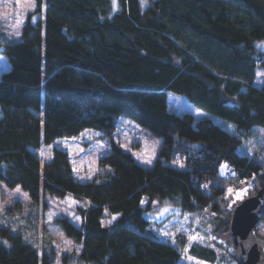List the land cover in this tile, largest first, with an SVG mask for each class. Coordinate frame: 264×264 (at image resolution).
<instances>
[{
	"label": "trees",
	"instance_id": "trees-1",
	"mask_svg": "<svg viewBox=\"0 0 264 264\" xmlns=\"http://www.w3.org/2000/svg\"><path fill=\"white\" fill-rule=\"evenodd\" d=\"M33 2L21 38L0 39L9 63L0 73V180L33 199L41 191L86 202L77 208L80 223L55 219L81 245L65 263L187 264L179 262L186 235L164 240L143 215L166 199L206 215L209 243L190 244V254L239 264L229 234L235 202L226 192L243 180L264 192V140L246 150L254 129L264 127V84L253 83L256 66L264 67V48L256 45L264 38V0H150L144 7L139 0ZM169 91L219 121L169 110ZM119 116L159 137L150 166L112 138ZM86 127L109 140L98 160L103 174L78 179L68 152L56 146L40 164L36 148ZM177 158L183 167L170 163ZM18 202L0 214V264H49V250L38 254L4 220L31 222ZM106 214L117 216L103 224Z\"/></svg>",
	"mask_w": 264,
	"mask_h": 264
},
{
	"label": "rangeland",
	"instance_id": "rangeland-1",
	"mask_svg": "<svg viewBox=\"0 0 264 264\" xmlns=\"http://www.w3.org/2000/svg\"><path fill=\"white\" fill-rule=\"evenodd\" d=\"M142 7L146 6L150 0H139ZM35 9L33 0H0V39L4 36L11 39L21 38V27L24 24L29 12ZM36 16V15H35ZM259 48H264V38L256 40ZM9 63L7 59L0 54V73L7 69ZM255 85L264 84V67L256 66ZM168 109L175 112L183 110L192 111L196 118L210 116L215 121L219 119L209 112L193 106L187 98L173 91L168 92ZM255 134L252 139L246 142V150L251 153L253 148L264 140V127L254 129ZM123 148L129 150L135 159L145 165L150 166L160 145L158 136L137 123L132 118L126 116L118 117V124L112 134ZM53 146L66 150L70 156L72 170L75 176L80 180L91 179L99 174H103L106 168L102 167L98 160L100 156L109 147V140L94 127H86L81 135L71 138H59L51 144H42L36 148L40 164L51 156ZM172 165L183 167L184 163L180 158L172 159ZM222 165L226 166L222 168ZM230 171L227 162L223 161L219 166V172L225 174ZM252 181H241L228 188L226 193L233 195V201L236 202L251 192L258 189L254 187ZM231 189V191H229ZM15 200L22 206V214L31 216L30 221H25L22 216L14 217L12 215L4 216L7 224L15 231L21 232L24 239L31 241L37 248L38 254H41L43 248L50 251L53 260L49 264H66L64 257L73 256L79 252L81 245L75 242L63 230L55 219L61 216H67L74 223H80V214L78 207H83L86 202L77 199L71 193L63 197H55L44 194L40 191L39 197L33 199L26 190L16 185L7 186L0 180V214L2 210ZM143 215L150 218L151 227L164 240L174 242L177 234H184L187 237V243L181 250L179 262L187 264H216L211 263L188 252V247L192 243L208 244V235L204 231L210 232L209 223H207L204 213H188L182 211L177 204L170 200H160L151 210H144ZM117 214H106L102 218L103 224L112 223ZM256 231L264 237V221L256 224ZM219 256L225 255V251H219ZM74 260V259H73ZM71 263V262H70ZM72 264H75L72 262Z\"/></svg>",
	"mask_w": 264,
	"mask_h": 264
},
{
	"label": "water",
	"instance_id": "water-1",
	"mask_svg": "<svg viewBox=\"0 0 264 264\" xmlns=\"http://www.w3.org/2000/svg\"><path fill=\"white\" fill-rule=\"evenodd\" d=\"M264 213V192L258 189L236 201L229 217L233 259L239 264H264V237L256 224Z\"/></svg>",
	"mask_w": 264,
	"mask_h": 264
},
{
	"label": "snow or ice",
	"instance_id": "snow-or-ice-1",
	"mask_svg": "<svg viewBox=\"0 0 264 264\" xmlns=\"http://www.w3.org/2000/svg\"><path fill=\"white\" fill-rule=\"evenodd\" d=\"M223 167H226V166L222 165V168H223ZM229 191H231V189H230Z\"/></svg>",
	"mask_w": 264,
	"mask_h": 264
}]
</instances>
